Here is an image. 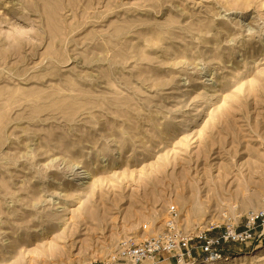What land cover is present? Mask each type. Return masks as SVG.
Returning a JSON list of instances; mask_svg holds the SVG:
<instances>
[{
	"label": "rangeland",
	"instance_id": "obj_1",
	"mask_svg": "<svg viewBox=\"0 0 264 264\" xmlns=\"http://www.w3.org/2000/svg\"><path fill=\"white\" fill-rule=\"evenodd\" d=\"M263 187L264 0H0V264H102Z\"/></svg>",
	"mask_w": 264,
	"mask_h": 264
},
{
	"label": "built area",
	"instance_id": "obj_2",
	"mask_svg": "<svg viewBox=\"0 0 264 264\" xmlns=\"http://www.w3.org/2000/svg\"><path fill=\"white\" fill-rule=\"evenodd\" d=\"M242 217L238 220L225 210L221 220L185 230L180 225L181 214L177 206L171 204L159 233L140 242H135L132 238L122 240L116 252L102 264H143L145 260L158 256L174 259L176 264L181 261L187 264L228 261L237 252L235 246L249 248L264 244V187L260 205L250 209Z\"/></svg>",
	"mask_w": 264,
	"mask_h": 264
},
{
	"label": "crops",
	"instance_id": "obj_3",
	"mask_svg": "<svg viewBox=\"0 0 264 264\" xmlns=\"http://www.w3.org/2000/svg\"><path fill=\"white\" fill-rule=\"evenodd\" d=\"M165 260L169 261L170 264H172L171 262L174 261V259H165ZM174 262H175V261H174Z\"/></svg>",
	"mask_w": 264,
	"mask_h": 264
},
{
	"label": "bare ground",
	"instance_id": "obj_4",
	"mask_svg": "<svg viewBox=\"0 0 264 264\" xmlns=\"http://www.w3.org/2000/svg\"><path fill=\"white\" fill-rule=\"evenodd\" d=\"M251 199V198H250ZM152 263V262H151ZM178 264H187L186 262H183V261H181L180 263H178Z\"/></svg>",
	"mask_w": 264,
	"mask_h": 264
}]
</instances>
